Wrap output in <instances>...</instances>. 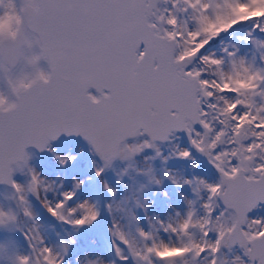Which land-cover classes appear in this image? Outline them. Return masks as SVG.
I'll use <instances>...</instances> for the list:
<instances>
[{
    "label": "snow or ice",
    "instance_id": "6c2138e0",
    "mask_svg": "<svg viewBox=\"0 0 264 264\" xmlns=\"http://www.w3.org/2000/svg\"><path fill=\"white\" fill-rule=\"evenodd\" d=\"M260 9L264 0H0V20L15 19L8 34L0 33V98L11 101L0 103V184L12 189L16 207L0 209V229L21 232L27 245L20 252L0 244V259L64 264L68 245L57 250L45 243L29 195L74 229L99 217L87 200L68 206L83 181L49 201L52 185L29 166L26 149L47 151L64 167L76 157L56 155L49 145L61 135L79 136L102 162L94 169L99 178L113 161L132 160L183 132L218 181L168 175L174 185L189 186L195 200H186L187 210L174 220L149 223V231L136 227L135 237L114 221L116 258L121 264H264V217L249 215L264 205V40L252 36L264 34V13L251 14ZM250 22L251 59L235 47L219 58L201 54L221 33ZM141 136L148 139L126 143ZM171 156L188 160L191 152L174 149ZM151 172L143 174L159 185ZM14 173L27 175L26 183H16ZM106 208L111 214L112 206ZM128 216L136 222L131 211ZM83 264L105 262L85 257Z\"/></svg>",
    "mask_w": 264,
    "mask_h": 264
},
{
    "label": "rangeland",
    "instance_id": "374dc122",
    "mask_svg": "<svg viewBox=\"0 0 264 264\" xmlns=\"http://www.w3.org/2000/svg\"><path fill=\"white\" fill-rule=\"evenodd\" d=\"M251 29V22L237 25L210 41L201 54H214L219 58L223 55L222 50L224 48L232 51L235 47L239 49V55L251 59L253 50L247 36ZM252 36L264 40V34L259 32H253ZM40 66L43 68L42 65ZM4 90V86L0 84V91ZM144 141V139H139L129 144H139ZM51 148L55 150L56 155L61 157L74 155L76 159L66 166L60 167L52 154L47 161H41L34 152L27 153L30 157L29 166L43 180L52 185V190L46 194L47 199L55 203L60 199V193L73 189L74 180L83 181L68 206L71 207L87 200L90 204L96 205L99 210V217L91 226L74 229L51 217L38 200L34 201L31 195L28 196L35 223L45 243L57 250L61 244L68 245L64 264H77L78 261L83 264L85 257L89 259L99 257L105 264H108L109 261H113L114 264H121L115 256L114 238L110 235L114 221L118 222L124 231L130 232L135 237L136 227L149 231V223L158 227L157 221L167 223L174 220L177 212L183 215L187 210L185 201L195 200V196L189 186L174 185L167 178L168 175L180 180L196 177L205 180L207 183L214 184L217 182L212 171L205 168L203 162L191 151V158L188 160L171 156L174 149L189 151L185 141L178 136L173 137L168 145L157 148L161 153L159 157H156V151L147 152L143 150L134 156L132 161H120L111 165L99 178L95 176L94 172L95 168L100 167L99 162L82 143L73 142ZM170 156L171 158L164 159ZM146 166L152 169L151 175L155 177V180L160 181L159 185L149 182V177L143 174L142 169ZM27 179V175L20 173L13 176V180L21 185L25 184ZM104 184H107L115 195L105 191ZM201 196L206 199L207 194L202 192ZM12 197L10 191L0 188V209L8 210L11 208L16 211ZM106 205L112 206L111 214ZM196 208L199 211V202ZM130 211L136 217L135 223L129 221L128 213ZM261 217H264V212L259 211L251 218ZM19 219L24 220L22 215ZM24 226H31V221H24ZM157 234L162 239L167 240L168 238L162 231H158ZM0 244L7 245L10 250L27 252L26 242L19 231L9 232L0 229ZM119 246L123 254L126 255L127 251L123 245ZM2 255L0 253V256ZM0 264H5V261L0 259ZM128 264H131L130 259Z\"/></svg>",
    "mask_w": 264,
    "mask_h": 264
},
{
    "label": "water",
    "instance_id": "95a60500",
    "mask_svg": "<svg viewBox=\"0 0 264 264\" xmlns=\"http://www.w3.org/2000/svg\"><path fill=\"white\" fill-rule=\"evenodd\" d=\"M41 65L43 66V68L44 69H46V65L43 63V62H41ZM90 91H93V90H90ZM93 94H95L94 93V91H93ZM175 136H179V137H181L185 142H186V144H187V147H188V149L192 152V153H194L197 157H198V159H200L202 162H203V164L205 165V167H208L216 176H217V178H218V173L215 171V169L208 163V161H207V159L205 158V157H203L202 155H200L199 153H197L195 150H193L191 147H190V145H189V142H188V138H187V136L183 133V132H177V133H175V134H173L170 138H169V141H166V142H164V143H160V142H156V148L157 147H163V146H166V145H168L169 143H170V141H171V139L173 138V137H175ZM139 139H144L145 141L148 139V137L147 136H141V137H136V138H129L128 140H126V143L127 144H129V143H131V142H135V141H137V140H139ZM72 142H78V143H82L83 145H85L91 152H92V155L94 156V158H96L97 160H98V162H99V164L102 166V162L99 160V158L94 154V152L92 151V149H91V147H90V145L85 141V140H83L81 137H79V136H64V135H61L56 141H54V142H52L50 145H49V147L51 148L52 146H56V145H65V144H67V143H72ZM147 152H153V151H155L154 149H145ZM34 152L37 156H38V158L41 160V161H47L48 160V158L50 157V153L49 152H47V151H43V152H41V151H38V150H36L35 148H33V147H29L28 149H26V152L28 153V152ZM121 160H119V159H117V160H115V161H113V163H112V165L114 164V163H118V162H120ZM110 168V167H109ZM108 168V169H109ZM14 174H19V173H14ZM14 176V175H13ZM0 188H2V189H5V190H7V191H10L11 193H12V195H13V192H12V189L9 187V186H6V185H2V184H0ZM32 197V196H31ZM34 200H36V198H34V197H32ZM222 206V205H221ZM260 206H262V208H263V210H264V205H260ZM258 208H259V206L257 207V209H254L249 215L250 216H252V215H254L257 211H258ZM234 250H237V251H239L238 249H234Z\"/></svg>",
    "mask_w": 264,
    "mask_h": 264
},
{
    "label": "clouds",
    "instance_id": "9594fccd",
    "mask_svg": "<svg viewBox=\"0 0 264 264\" xmlns=\"http://www.w3.org/2000/svg\"><path fill=\"white\" fill-rule=\"evenodd\" d=\"M239 12L243 13L245 12L246 10L244 9H239L238 10ZM264 13V9H260V10H257V12L255 13H251L253 15H259V14H262ZM15 24V19L14 18H9V17H5L3 20H0V33H3V34H8L9 33V29L12 25ZM10 99L7 95L3 96L2 98H0V103H2L4 106H8L10 104ZM73 143V142H72ZM156 149V145H155V148L154 150ZM125 161H132V160H125ZM149 167H145L144 169H142L143 172H147ZM150 176L151 173H150ZM149 177V176H148ZM154 177V176H152ZM155 179V177H154ZM168 253H166L167 255ZM176 253H171V255H175Z\"/></svg>",
    "mask_w": 264,
    "mask_h": 264
},
{
    "label": "bare ground",
    "instance_id": "6f19581e",
    "mask_svg": "<svg viewBox=\"0 0 264 264\" xmlns=\"http://www.w3.org/2000/svg\"><path fill=\"white\" fill-rule=\"evenodd\" d=\"M61 146V145H60ZM157 148H159V147H157ZM156 148V149H157ZM90 151V150H89ZM91 152V151H90ZM154 152V151H153ZM91 154H92V152H91ZM197 157V156H196ZM198 158V157H197ZM115 164V163H114ZM100 165V164H99ZM204 167H205V165H203ZM100 167H101V165H100ZM205 168H207V169H209L208 167H205ZM106 170H108V169H106ZM210 170V169H209ZM213 175L216 177V179H217V181H218V178H217V176L213 173ZM34 200V199H33ZM37 200V199H36ZM36 200H34V201H36ZM222 207V206H221ZM261 209V208H260ZM237 251V250H236Z\"/></svg>",
    "mask_w": 264,
    "mask_h": 264
},
{
    "label": "flooded vegetation",
    "instance_id": "af4514ba",
    "mask_svg": "<svg viewBox=\"0 0 264 264\" xmlns=\"http://www.w3.org/2000/svg\"><path fill=\"white\" fill-rule=\"evenodd\" d=\"M178 137H179V136H178ZM181 139H182V138H181ZM212 174H213V172H212ZM260 208H261V209H260ZM259 211L264 212L262 206H259L258 211H257L254 215H252V216H250V217H254Z\"/></svg>",
    "mask_w": 264,
    "mask_h": 264
},
{
    "label": "trees",
    "instance_id": "16d2710c",
    "mask_svg": "<svg viewBox=\"0 0 264 264\" xmlns=\"http://www.w3.org/2000/svg\"><path fill=\"white\" fill-rule=\"evenodd\" d=\"M214 42V41H213Z\"/></svg>",
    "mask_w": 264,
    "mask_h": 264
}]
</instances>
